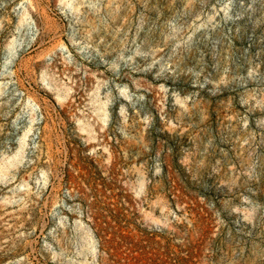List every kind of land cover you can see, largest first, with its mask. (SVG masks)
I'll list each match as a JSON object with an SVG mask.
<instances>
[{
	"label": "rangeland",
	"instance_id": "obj_1",
	"mask_svg": "<svg viewBox=\"0 0 264 264\" xmlns=\"http://www.w3.org/2000/svg\"><path fill=\"white\" fill-rule=\"evenodd\" d=\"M0 264H264V0H0Z\"/></svg>",
	"mask_w": 264,
	"mask_h": 264
},
{
	"label": "trees",
	"instance_id": "obj_2",
	"mask_svg": "<svg viewBox=\"0 0 264 264\" xmlns=\"http://www.w3.org/2000/svg\"><path fill=\"white\" fill-rule=\"evenodd\" d=\"M94 190H96V188H94ZM82 204L84 205V214L90 217L89 223L98 241V249L108 254L107 259L111 263L117 262V250L125 245L130 249V254H132L131 256L129 254V257L136 262H139L140 258L138 257L142 256L140 250L142 248L141 242L143 240L133 241V235L130 232H126L125 226L121 224L125 218L113 209L109 210V220H106L105 216L97 214L95 202H92L91 204L83 202ZM138 230L142 235L151 234L149 240H152L153 236L156 234L155 232L146 233L143 228H138ZM133 252H137V255L134 256Z\"/></svg>",
	"mask_w": 264,
	"mask_h": 264
}]
</instances>
